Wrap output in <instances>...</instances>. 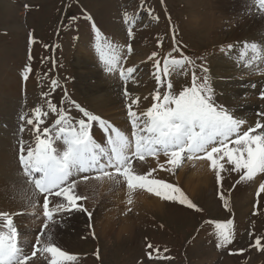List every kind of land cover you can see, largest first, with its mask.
Segmentation results:
<instances>
[{"label": "rangeland", "instance_id": "1", "mask_svg": "<svg viewBox=\"0 0 264 264\" xmlns=\"http://www.w3.org/2000/svg\"><path fill=\"white\" fill-rule=\"evenodd\" d=\"M254 3L255 0H0V187L13 174L20 182L21 178L26 182L19 162L20 149L23 146L26 153L29 146H35L34 125L26 121H35L37 108L44 113L39 125L41 133L49 128L54 134L53 125L61 109L73 122L85 118L78 105L125 130L131 139L127 112L132 100H137L132 110L139 114L151 107L153 95L161 89L162 98L163 92L168 91V82L177 94L192 83V68L185 65L168 77L162 76L163 84H157L154 64L159 61L162 68L169 53L175 58L189 57L196 72L206 67L215 103L224 105L236 118L246 120L243 130L254 127L262 119L258 112H264V99L260 98L264 91V61L248 68L240 57L245 42L264 46V20L261 24L255 22L262 14L253 7ZM233 34H237L235 40ZM108 42L119 47V63L125 75L127 68L136 69L127 80L121 79L119 69L107 72L100 62L96 46ZM153 53L155 57L149 60ZM215 65L223 69L218 75L213 72ZM27 83H32V87L24 90ZM103 84L110 87H98ZM114 89L116 95L112 99L118 97V105L106 109L99 96ZM50 104L56 112L51 111ZM100 128L94 124L90 131L103 142L105 137L97 132ZM166 160L161 154L158 159L146 157L143 166L135 161L134 165L140 174L146 168L156 169L152 177L179 187L203 212L137 190L136 193L156 203L132 198L133 202H126L123 211L114 212L107 231L102 229L103 217L93 222L86 212L56 214L55 223L49 222V227L53 229L54 243L63 251L74 256L93 253L96 239L98 242L99 258H77L66 264H264V192L256 194L264 174L252 182L237 183L239 175L227 170L231 165L225 158L221 162L226 170L221 172L222 179L217 184L215 173L204 160L185 159L173 171L165 170L170 167ZM12 166L16 171H10ZM196 166L206 168V180L191 191L185 187L184 179L188 170ZM90 180L113 183L106 178ZM117 186L127 190L123 182ZM39 198L36 209L8 212L29 254L45 223L43 196ZM59 199L50 197L53 203ZM91 204L98 207L95 202ZM113 207L105 208L103 213L116 206ZM21 212L24 214H17ZM203 218L231 220L232 243L218 248L215 227L198 229ZM123 219L128 226L121 224ZM2 226L0 220V230L6 231ZM193 230L198 236L188 242ZM257 237L261 239V250L254 246ZM158 250L163 257L148 256ZM49 259L47 254H38L32 264H48Z\"/></svg>", "mask_w": 264, "mask_h": 264}, {"label": "snow or ice", "instance_id": "2", "mask_svg": "<svg viewBox=\"0 0 264 264\" xmlns=\"http://www.w3.org/2000/svg\"><path fill=\"white\" fill-rule=\"evenodd\" d=\"M253 7L264 15V0H255ZM125 18L127 22V14ZM128 34L131 37V29ZM96 51L105 70L114 72L119 69L121 79L127 80L136 71L129 67L125 75V70L119 63L121 56L118 46L110 42L104 45L98 43ZM128 51L131 52L130 46ZM155 55L156 53H153L149 60ZM240 57L245 67L252 68L264 61V46L256 42H245ZM185 65L192 68L190 86L184 87L177 94L172 91V83L168 82V91L163 92L162 98L161 89L153 95L154 102L151 107L139 114L132 110V105L136 104L137 100H132L128 105L127 116L132 127L131 139L110 122L78 105L76 107L86 119L81 118L73 122L61 109L53 125L54 134L49 128H44L41 133L39 125L44 113L39 108L34 110L35 121L30 118L26 122L34 125L35 146H29L26 154L21 146L19 162L29 185L28 189L24 190L23 199L27 206L35 209L38 198L43 196L45 223L36 236L29 254L20 242L12 215L0 212L2 227L6 229L0 230V264H32L38 254H47L50 257L48 264L75 261L77 258L74 255L66 253L54 243L53 229L49 227V222L55 223L56 214L87 212L80 202L88 197L81 195L77 189L80 183L93 178L98 181L106 178L114 185L123 182L129 193L128 204L133 202V192L145 190L162 200L178 202L200 211L179 187L152 177L156 169H149L144 174L138 173L134 161L143 166L147 162L146 157L158 159L163 154L170 166L165 170L173 171L179 168L185 159L204 160L215 173L217 184L222 179L221 172L226 170L225 163L221 162L225 161V158V162L231 165L227 170L239 175L237 183L252 182L259 174H264V112L258 113L262 119H258L254 127L249 126L247 130H243L242 126L247 121L236 118L224 105L215 103L214 90L208 77H198L194 61L187 56L175 58L169 53L163 61L162 68L160 62L156 61L154 78L157 84H163L162 76L168 77L173 72L183 69ZM202 71L207 73L206 68H202ZM52 83L55 85L56 81ZM125 95H128L127 90ZM260 98L264 99V91H261ZM49 108L56 112L53 105L50 104ZM94 124H98L107 133L106 146L98 144L91 134L90 129ZM160 167L163 168V165ZM262 192L264 182L259 184L257 196ZM50 197L60 199L53 203ZM220 198L223 200V195ZM88 215L91 217V213ZM210 223H214L215 226L217 247L230 245L233 240L232 221ZM254 246L261 250L259 237L255 239ZM148 247L151 248L152 245L149 244Z\"/></svg>", "mask_w": 264, "mask_h": 264}, {"label": "bare ground", "instance_id": "3", "mask_svg": "<svg viewBox=\"0 0 264 264\" xmlns=\"http://www.w3.org/2000/svg\"><path fill=\"white\" fill-rule=\"evenodd\" d=\"M261 20H264V15H260V17H258L255 22L257 24H261ZM234 36H237V34L232 35L233 38H234ZM234 40H235V38H234ZM219 63H220V61H219ZM221 70H223V69L218 67L217 65H215V67H213V72H215L216 75H218ZM107 84H109V83H107ZM8 87H11V84L8 85ZM31 87H32V83H30V84L27 83L26 85H24V90L27 88L30 89ZM98 87L106 89V87H110V86L103 84V85H99ZM94 91H95V89H94ZM97 91H99V89H97ZM104 94H103V96H104ZM246 94H247V92H246ZM113 95H116L115 89L112 92H108L104 97L99 96V98H101V100L100 99L99 100L102 101V104H104V106H103L104 108L107 109L110 106L112 108H116V106L118 105L117 104V102H118L117 98L118 97H115L116 99H112ZM259 106H261V105H259ZM255 112H257V111L255 110ZM93 137L98 144H100V145L102 144V140L98 139V138H101L99 135H93ZM2 156L4 157V155H2ZM202 162H204V161H202ZM200 166H201V164H200ZM200 166H196L194 169L191 168L190 171L188 170L187 177H185V179H184V180H186L184 182L185 187L190 189L191 191L195 190L198 183L201 184L202 181L206 180V178L204 176V174H205L204 172L206 171L205 170L206 168H199ZM10 171L14 172V171H16V168L14 166H12ZM147 171H148L147 168L145 170H143V174L146 173ZM17 177H18V175H17ZM7 178H8V182H6V184H4L5 186L0 187V211L7 212V213L8 212L15 213L16 211H20L23 208H27L28 206H27L25 200L23 199V193H24V190L28 189V187L23 185L22 184L23 182L22 181L20 182L19 178H16L14 174L10 178L8 175ZM127 190L125 188L123 189L121 187H118L117 185L115 187L113 183H110L108 181H107V183L102 182V181L95 183L92 180L80 183V185L77 189V191L81 195H85L88 197V199H86L84 201L83 205L87 209V212H86L87 216H89L88 213H91V217H89L90 221H93V222L95 220L101 221L102 217H103L104 221L101 222L102 223V229L104 228V229H106V231L108 228H110L108 226L110 224V221L112 220L111 216H113L114 212L116 210L121 212L124 210L123 208L126 207V202L128 201V198H129V194L127 193ZM29 195H30V193H29ZM132 198H133V200H137L140 202L145 201L144 203H146V204L156 203L154 200L147 198L146 195L138 194L136 192H135V194H133ZM90 199L91 200L95 199V200L90 201ZM98 200H99V202H97ZM123 200H124V204H123ZM39 202H40V198H38V202L36 205H38ZM94 202L97 203L98 207H95V208L93 207V204H91V203H94ZM111 203H113V204H111ZM113 205H114V207L115 206L116 207L114 208ZM109 207H113L114 209L112 211L107 212V213H103L105 211V208H109ZM120 222H121V224H123V226H126V225L128 226L126 219H123ZM98 224H99V222H98ZM121 229L123 230L124 228L121 227Z\"/></svg>", "mask_w": 264, "mask_h": 264}]
</instances>
